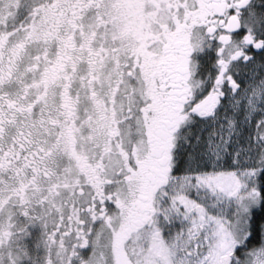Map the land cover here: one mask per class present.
<instances>
[{
	"label": "snow or ice",
	"instance_id": "1",
	"mask_svg": "<svg viewBox=\"0 0 264 264\" xmlns=\"http://www.w3.org/2000/svg\"><path fill=\"white\" fill-rule=\"evenodd\" d=\"M0 264H264V0H0Z\"/></svg>",
	"mask_w": 264,
	"mask_h": 264
}]
</instances>
